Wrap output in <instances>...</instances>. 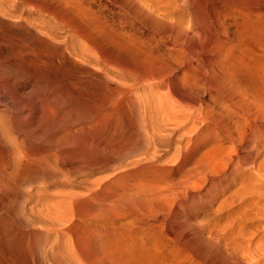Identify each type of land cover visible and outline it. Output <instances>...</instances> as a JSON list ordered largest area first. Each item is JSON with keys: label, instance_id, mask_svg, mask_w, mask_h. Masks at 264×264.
Instances as JSON below:
<instances>
[{"label": "rangeland", "instance_id": "rangeland-1", "mask_svg": "<svg viewBox=\"0 0 264 264\" xmlns=\"http://www.w3.org/2000/svg\"><path fill=\"white\" fill-rule=\"evenodd\" d=\"M30 1L0 16V264H264V0Z\"/></svg>", "mask_w": 264, "mask_h": 264}, {"label": "bare ground", "instance_id": "bare-ground-1", "mask_svg": "<svg viewBox=\"0 0 264 264\" xmlns=\"http://www.w3.org/2000/svg\"><path fill=\"white\" fill-rule=\"evenodd\" d=\"M23 1H25V0H0V16H1V17H4V19H5V18H8V19H9L10 17L13 18L12 16H14V13H15V11H16V7L18 6V4H21V5H23V7H24L25 5H24L23 3L26 4V2H27V3H30V2H31L30 0H29L30 2H28V0H27L26 2H23ZM37 1H39V0H36V2H37ZM47 1H49V0H47ZM50 1H51V0H50ZM64 1H65V4H66L67 0H64ZM34 2H35V1H33V2H31V3H34ZM45 2H46V1H45ZM40 3H42V2L40 1ZM40 3L38 4L39 7H40V5H41ZM43 3H44V2H43ZM46 3L48 4V2H46ZM44 4H45V3H44ZM44 4H43V7L40 8V10L43 8V9H45V11L48 13L47 10L50 9V8H47V9L44 8V7H45ZM95 4H96V3H95ZM28 5H29V4H28ZM30 5H31V4H30ZM34 5H35V4H34ZM36 5H37V3H36ZM36 5H35V6H36ZM38 5H37L36 9H38ZM66 5H67V4H66ZM41 6H42V5H41ZM46 6H47V5H46ZM48 6H49V5H48ZM48 6H47V7H48ZM19 7H20V6H19ZM23 7H20L18 10H22ZM25 7H26V6H25ZM27 7H28V6H27ZM50 7H51V6H50ZM30 8H31V7H30ZM23 9H24V8H23ZM28 9H29V8H28ZM32 9L34 10L35 8H31V9H30V12H32V11H31ZM43 9H42V10H43ZM51 9H52V8H51ZM35 11H36V10H35ZM43 11H44V10H43ZM43 11H42V12H43ZM49 11H50V10H49ZM21 12H22V11H21ZM23 12H24V11H23ZM38 12L41 13V11H37V14H38ZM50 12H52V10H51ZM28 13H29V12H28ZM43 13H44V12H43ZM19 14H20V13H19ZM21 14H22V13H21ZM48 14H49V13H48ZM22 15H23V14H22ZM31 15H32V14H31ZM33 15H34V14H33ZM16 16H17V14H16ZM37 16H38V15H37ZM37 16H36V17H37ZM39 16H40V15H39ZM19 17H20V15H19ZM24 18H25V17H24ZM24 18H22V19H23V20H26V19H24ZM26 18H27V17H26ZM40 18H42V16H40ZM2 19H3V18H2ZM18 19H19V18H18ZM18 19H17V20H18ZM15 20H16V19H15ZM20 20H21V19H20ZM32 20H33V19H32ZM34 20H35V19H34ZM40 20H41V19H40ZM45 20H46V18H44V21H45ZM13 21H14V18H13ZM28 21H30V20L27 19V20H26V23H27ZM32 22L34 23V21H31V24H32ZM39 22H40V21H39ZM41 22H42V21H41ZM45 22H46V21H45ZM45 22H44V23H45ZM1 23H3V20H2ZM4 23L6 24V21H5ZM4 23H3V24H4ZM14 23H15V21H14ZM22 23H23V22H22ZM24 23H25V22H24ZM28 23H30V22H28ZM5 24H4V25H5ZM17 24H18V23H17ZM39 24H40V23H39ZM46 24H47V22H46ZM11 25H12V24H11ZM13 25H14V24H13ZM15 25H16V24H15ZM23 25H24V24H23ZM25 25H26V24H25ZM43 25H45V24H43ZM7 26H8V25H7ZM19 26H21V25H19ZM27 26L29 27V24H28ZM27 26H26V27H27ZM5 27H6V25H5ZM5 27H4V28H5ZM13 27H14V26H13ZM8 29H9V28H8ZM25 29H26V28H25ZM27 29H28V28H27ZM6 30H7V29H6ZM10 31H11V30H10ZM28 34H29V33H28ZM31 35H32V34H31ZM15 38H16V37H15ZM70 46H71V45H70ZM167 46H168V45H167ZM167 46H166V48H167V50H168L169 47H167ZM69 48H70V47H69ZM22 50L24 51V49H22ZM22 50H21V52H22ZM26 50H27V49H26ZM28 51H29V49H28ZM81 51H82V50H81ZM81 51H80V52H81ZM83 51H84V50H83ZM21 52H20V53H21ZM24 52H25V51H24ZM24 52H23V53H24ZM26 53H27V52H26ZM81 53H82V52H81ZM84 53H85V51H84ZM166 53H167V52H166ZM168 53H169V52H168ZM24 54H25V53H24ZM72 54H73V53H72ZM97 54H98V53H97ZM68 55H69V53H68ZM70 55H71V54H70ZM89 55H90V54H89ZM64 56H65V55H64ZM162 56H163V55H162ZM65 57H66V56H65ZM68 57H69V56H68ZM202 62H203V61H202ZM165 66H166V65H165ZM147 67H148V66H147ZM147 67H146V68H147ZM107 69H108V68H107ZM188 71H189V70H188ZM145 73H146V72H145ZM101 75H102V74H101ZM104 75H105V74H104ZM104 75H103V76H104ZM183 75H184V73H183ZM189 75H190V74H189ZM2 76H3V75H2ZM191 76H192V75H191ZM107 77H109V76H107ZM181 77H182V76H181ZM183 77H184V76H183ZM183 77H182V78H183ZM185 77H187V76L185 75ZM194 77H195V76H194ZM2 78H3V77H2ZM5 78H6V76L4 77V79H5ZM98 78H99V77H98ZM111 78H113V77H111ZM111 78H110V79H111ZM191 78H192V80L196 81L193 77H191ZM191 78H188V80L191 79ZM195 78H196V77H195ZM0 79H1V78H0ZM113 79H114V78H113ZM179 79H180V78H179ZM183 79H186V78H183ZM1 80L3 81V79H1ZM1 80H0V81H1ZM188 80H187V81H188ZM192 80H189V81L192 82ZM180 81H181V79H180ZM185 81H186V80H185ZM3 82H4V81H3ZM0 83H1V82H0ZM189 83H190V82H189ZM189 83L185 82L184 84H189ZM192 83H193V82H192ZM1 84H2V83H1ZM162 84H163V82H162ZM184 84H183V85H184ZM190 84H191V83H190ZM161 86H163V85H161ZM190 86H192V85H190ZM188 87H189V86H188ZM163 88H164V87H163ZM145 90H146V89H145ZM190 91H191V90H190ZM142 93H143V92H142ZM156 94H157V93H156ZM161 94H162V93H161ZM143 97H144V96H143ZM165 100H166V99H165ZM147 103H148V102H147ZM155 103H156V102H155ZM159 103H161V102H159ZM159 103H158V104H159ZM148 104H149V103H148ZM150 104H152V103L150 102ZM153 104H154V103H153ZM153 104H152V105H153ZM158 104H157V105H158ZM208 104H209V103H208ZM159 105H160V104H159ZM161 105H162V108L164 107L163 109L166 108L165 106H163L164 104H161ZM161 105H160L159 107H161ZM143 106H144V105H143ZM153 106H154V105H153ZM144 107H146V106H144ZM144 107H143V108H144ZM147 107H148V106H147ZM149 107H150V106H149ZM159 107H158V108H159ZM158 108H157V109H158ZM162 108H161V111H162L161 113L164 112V111L162 110ZM157 109H156V110H157ZM159 109H160V108H159ZM138 110H139V108H138ZM141 110H143V109L141 108ZM145 110H146V109H145ZM149 110H150V109H149ZM151 110H154V111L156 112V110L154 109V107H153V109L151 108ZM166 110H167V109H166ZM158 111H160V110H158ZM158 111H157V112H158ZM3 112H5V111H3ZM142 112H144V111H142ZM151 112H152V111H151ZM151 112H148V111H147V113H151ZM155 112H154V113H155ZM157 112H156V113H157ZM207 112H208L207 114H210V112H209L208 110H207ZM5 113H6V112H5ZM140 113H141V112H140ZM140 113H139V114H140ZM145 113H146V112H145ZM145 113L142 115V117L145 115ZM161 113H159V114L157 113V115L153 114V117H154V115H155V116H158V115H160ZM139 114H138V115H139ZM151 114H152V113H151ZM151 114H148V115H150V116L152 117ZM164 114H165V113H164ZM3 115H4V114H3ZM145 116H146V115H145ZM150 116H148V118H149ZM161 117H162V115H161ZM163 117H165V116H163ZM168 117H170V116H168ZM145 118H146V117H145ZM145 118H144V119H145ZM154 118H155V117H154ZM158 118H160V117H158ZM144 119H143V121H142V122H143L142 125H144V122H145ZM151 119H153V118H150V120H151ZM140 120H141V119H140ZM150 120L148 119L147 122H146V123H148L149 125H151V124H150ZM153 120H154V119H153ZM155 120L158 122L157 117H156ZM148 121H149V122H148ZM163 121H164V120H163ZM170 121H171V120H170ZM181 121H182V120H181ZM152 122H153V121H152ZM157 122H156V125H157ZM160 122H161V118H160ZM146 123H145V124H146ZM153 123H154V122H153ZM2 124H3V123H2ZM148 124H147V125H148ZM161 124H162V123H161ZM164 124H165V122H164ZM187 124H188V123H187ZM139 125H140V124H139ZM139 125H138V126H139ZM147 125H146V126H147ZM149 125H148V126H149ZM158 125H160V124H158ZM158 125H157V126H158ZM144 126H145V125H144ZM146 126H145V127H146ZM148 126H147V127H148ZM153 126H155V123H154ZM160 126H161V125H160ZM160 126H159V127H160ZM159 127H157L158 129H156V126H155V129L159 131V129L162 128V127H160V128H159ZM163 127H164V126H163ZM166 127H167V126H165V129H166ZM179 127H180V126H179ZM140 128H144V127L141 126ZM175 128L177 129L176 126H175ZM148 129L150 130L151 128L149 127ZM148 129H145V130H148ZM155 129H154V127H153L152 130H155ZM165 129H163L164 131H163L162 129H161L160 131H163V133H168V136H169V134H173V133H170V132H173V131H174V128H173V130L171 129L170 132H169V131L166 132ZM145 130H144V132H145ZM168 130H169V129H168ZM150 131H151V130H150ZM158 131H155V132H158ZM160 131L158 132V135H160V134H159ZM146 132H147V131H146ZM146 132H145V133H146ZM148 132H149V131H148ZM153 132H154V131H153ZM153 132L151 131V133H153ZM161 134H162V133H161ZM150 135H151V134H150ZM154 135H156V133H155ZM158 135H156V136H158ZM156 136H155V137H153V136H152V137H149V138H151V140H152L151 144H154V146L151 145L152 147H155L158 143H160L161 140L164 141L165 139H167V138H165V136H164V137H159V136L156 137ZM160 136H162V135H160ZM168 136H166V137H168ZM170 136H171V135H170ZM137 138H138V137H137ZM137 138H136V139H137ZM144 138H146V137H144ZM144 138H143V139H144ZM200 138H201V137H200ZM203 138H204V137H203ZM143 139H141V140L143 141ZM146 139H147V138H146ZM146 139H145V141H146ZM168 139H169V138H168ZM192 139H193V141L195 140L194 137H193ZM207 139H208V138H207ZM147 140H150V139H147ZM175 140H176V138H175ZM178 140H181L180 137H179ZM198 140H199V139H198ZM200 140H201V139H200ZM204 140H205V139H204ZM67 141H68V140H67ZM70 141H71V140H70ZM172 141H173V140H172ZM188 141H189V139H188ZM161 142H162V141H161ZM180 142H181V141H179V143H180ZM206 142H207V140H206ZM206 142H204V144H206ZM137 143H138V142H137ZM149 143H150V142H149ZM164 143H166V141H165ZM176 143H177V142H176ZM182 143H183V142H182ZM189 143H190V142H189ZM66 144H68V143H66ZM70 144H71V143H70ZM135 144H136V143H135ZM141 144H142V143H141ZM147 144H148V143H147ZM172 144H173V143H172ZM183 144H184V143H183ZM137 145H138V144H137ZM143 145H144V144H143ZM158 145H159V144H158ZM163 145H164V144H163ZM169 145H170V143H169ZM174 145H175V143H174ZM174 145H173V146H174ZM180 145H182V144H180ZM187 145H189V144H187ZM187 145H184V148H186ZM191 145H192V144H190L189 146H191ZM199 145H201V144H199ZM97 146H98V145H97ZM139 146H140V143H139ZM146 146H147V145H146ZM146 146H145L144 148H146ZM148 146H149V144H148ZM151 146H150V147H151ZM171 146H172V145H171ZM173 146H172V147H173ZM177 146H178V145H177ZM177 146L175 145V146L173 147V149H175V151L178 153V151H179L180 149L177 151V150H176ZM193 146H194V145H192L191 147H193ZM195 146H196V145H195ZM150 147H149V148H150ZM165 147H166V146H165ZM169 147H170V146H169ZM178 147H179V146H178ZM200 147H201V146H200ZM141 148H143V147H141ZM149 148H148V150H149ZM155 148H158V147H155ZM159 148H161V147H159ZM167 148H168V147H167ZM187 148H188V147H187ZM193 148H195V147H193ZM196 148H199V147L197 146ZM202 148H203V147H202ZM146 149H147V148H146ZM163 149L165 150V148H163ZM170 149H171V148H170ZM173 149H172V150H173ZM182 149H183V147H182ZM148 150H147V151H148ZM160 150H162V149H159V151H160ZM168 150H169V149H168ZM168 150H165V151H168ZM143 151H144V152H147V151H145V149H144ZM156 151H157V150H156ZM156 151H155V152H156ZM159 151H158V152H159ZM162 151H163V150H162ZM165 151H164V152H165ZM192 151H193V150H192ZM192 151H191V153H192ZM194 151H195L194 154H196V153H197L196 150H194ZM198 151H199V150H198ZM138 152H139V151H138ZM144 152H143V153H144ZM151 152H153V151L151 150ZM173 152H174V151H172V153H173ZM179 152H180V151H179ZM206 152H207V151H206ZM206 152H205V153H206ZM140 153H141V152H140ZM143 153H142V154H143ZM147 153H148V152H147ZM156 153H157V152H156ZM159 153L162 154V152H159ZM159 153H158V154H159ZM165 153H167V152H165ZM177 153H176V155H177ZM184 153H185V152H184ZM184 153H183V154H184ZM191 153H190V155H191ZM205 153H204V156H206ZM209 153H210V151H209ZM149 154H151L152 156L154 155L153 153H150V152H149ZM149 154H148V155H149ZM158 154H157V155H158ZM161 154H160V155H161ZM170 154H171V153H170ZM174 154H175V153H174ZM178 154H179V153H178ZM180 154H182V153L180 152ZM180 154H179V155H180ZM206 154H207V153H206ZM140 155H141V154H140ZM145 155H146V154H145ZM148 155H147V156H148ZM151 155H150V156H151ZM157 155H156V156H157ZM162 155H163V154H162ZM162 155H161V156H162ZM165 155H166V154H165ZM168 155H169V153H168ZM172 155H173V154H171V157H172ZM176 155H175V156H176ZM179 155L177 156L178 158H179ZM188 155H189V154H188ZM188 155H187V156H188ZM196 155H198V153H197ZM141 156H142V155H141ZM150 156H149V157H150ZM154 156H155V155H154ZM175 156H174V157H175ZM182 156H183V159H184V158H185V159L187 158V157H185L186 155H185V156L182 155ZM191 156H192V155H191ZM193 156H194V155H193ZM204 156H203V157H204ZM143 157H145V156H142L140 159H142V160L144 161ZM149 157H148V158H149ZM158 157H159V156H158ZM158 157H157V158H158ZM174 157H172V158H174ZM177 157H176V159H177ZM189 157H190V156H188V159H189ZM194 157H195V156H194ZM148 158H147V159H148ZM154 158H156V157H154ZM154 158H152V159H154ZM157 158H156V159H157ZM161 158H162V157H161ZM191 158H193V157H191ZM138 159H139V157H138ZM138 159H136V160L138 161ZM164 159H165V158H164ZM167 159H168V160H167ZM183 159H182L181 162H184ZM149 160H150V158H149ZM179 160H180V158H179ZM190 160H191V159H189V161H190ZM193 160H194V159H193ZM139 161H140V160H139ZM139 161H138V162H139ZM156 161H157V160H156ZM158 161H159V160H158ZM176 161H178V160H175V162H176ZM187 161H188V160H187ZM194 161H195V160H194ZM133 162H134V161H133ZM135 162H136V161H135ZM146 162H147V161H146ZM149 162H150V161H148V163H149ZM162 162H163V164H165V165H166L167 162L170 163V164L172 165V163L169 162V157L166 158V161L163 160ZM162 162H161V163H162ZM164 162H165V163H164ZM185 162H186V161H185ZM144 163H145V162H144ZM151 163H152V162H151ZM161 163H160V164H161ZM168 163H167V164H168ZM178 163H180V162H178ZM192 163H193V161H192ZM136 164H137V162H136ZM142 164H143V163H142ZM155 164H156V162H155ZM155 164L153 163L152 166H154ZM160 164H159L158 166H160ZM170 164H169V165H170ZM176 164H177V163H176ZM180 164H181V163H180ZM180 164H179V165H180ZM186 164H187V162H186ZM130 165L132 166L131 161H130ZM130 165H129V166H130ZM133 165H135V163H134ZM150 165H151V164H148V165L146 164V165H144V167H145V166H148V167H149ZM161 165H162V164H161ZM169 165H168V166H169ZM135 166H136V165H135ZM135 166H132V167L135 168ZM139 166H140V165H139ZM184 166H185V163H184ZM144 167H143V168H144ZM148 167H147V168L145 167L146 169H144V170H142V171H143V172H144L145 170H146V171H147V170H148V171H149V170L151 171V169H149L151 166H150L149 168H148ZM156 167H157V166H156ZM174 167H175V166H174ZM177 167H179V166L177 165ZM185 167H186V166H185ZM134 168H132V169H134ZM180 168H181V167H180ZM130 169H131V167H130ZM136 169H137V168H135L134 170H136ZM139 169H141V168L139 167ZM153 169H154V168H153ZM167 169H168V168H167ZM167 169H166V170H167ZM178 170H179V169H178ZM136 171H137V170H136ZM122 172H123V174H124V171H122ZM127 172H129V171H127ZM127 172H126V173H127ZM131 172H133V171H130V173H131ZM140 172H141V171H140ZM151 172H154V171L152 170ZM155 172H157V170H156ZM155 172H154V173H155ZM168 172H169V171H168ZM168 172H166V173H168ZM198 172H199V171H198ZM126 173H125V174H126ZM152 174H153V173H152ZM161 174L163 175V173H161ZM168 174H169V173H168ZM127 175H128V174H127ZM131 175H132V174H131ZM159 175H160V174H159ZM116 176H117V175H116ZM119 176H120V174H119ZM129 176H130V175H129ZM132 176H133V175H132ZM155 176H156V175H155ZM155 176H153L152 179H153ZM165 176H166V175H165ZM165 176H164V179L167 181L168 179H167ZM136 177H137V176H136ZM136 177L134 178V180L136 179ZM115 178H116V177H114V179H115ZM128 178H129V177H128ZM139 178H140V177H139ZM146 178H147V177H146ZM149 178H150V177H149ZM149 178H148V179H149ZM159 178H160V177H159ZM162 178H163V177H162ZM1 179H2V178H1ZM140 179H141V178H140ZM140 179H139V180H140ZM143 179H144V177H143ZM187 179H188V178H187ZM115 180H116V179H115ZM121 180H122V179H121ZM121 180L119 179V182H120ZM126 180H128V181L131 180V181H132V179H130V178H129V179H126ZM137 180H138V179H137ZM139 180H138V181H139ZM149 180H151V178H150ZM155 180H158L157 177H155ZM155 180H154V181L151 180L150 182L153 181L152 183L155 184ZM159 180H162V179H159ZM165 180H164V181H165ZM209 180H210V179H209ZM117 181H118V180H117ZM117 181L114 183L116 186H117V184H116ZM123 181H124V183L126 182L125 180H123ZM138 181H135V185H136V182H137L136 187H139V184H138V183H140V182H138ZM145 181H146V179H145ZM162 181H163V180H162ZM164 181H163V182H164ZM166 181H165V182H166ZM188 181L190 182V180H187V182H188ZM191 181H193V180H191ZM158 182H159V181H158ZM163 182H162V183H163ZM168 182H169V181H168ZM108 183H110V182H108ZM124 183L122 182L121 184H124ZM141 183H142V181H141ZM145 183H146V182L143 181L142 184H145ZM147 183H149V181H147ZM152 183H150V184H152ZM162 183L159 182V184H162ZM182 183H183V182H182ZM190 183H191V182H190ZM192 183H194V181H193ZM192 183H191V184H192ZM104 184H105V183H104ZM111 184H112V182H111ZM125 184H126V183H125ZM132 184H134V181H132ZM132 184H130V185L132 186ZM142 184H141V185H142ZM156 184H157V182H156ZM156 184L153 185V186L156 187V186H157ZM159 184H158V186H159ZM168 184H169V183H168ZM173 184H174V183H173ZM194 184H195V183H194ZM44 185H45V184H44ZM100 185H101V184H100ZM115 185H114V186H115ZM130 185H129V187H130ZM135 185L132 186V188L130 187V189H132L133 192H134V190L136 189ZM141 185H140V186H141ZM148 185H149V184H148ZM162 185H163V184H162ZM162 185H161V186H162ZM174 185H175V184H174ZM195 185H197V184H195ZM195 185H194V186H195ZM103 186H104V185H103ZM107 186H108V184H107ZM110 186H111L112 189H113L114 186H112V185H110ZM121 186H122V185H121ZM149 186H150V185H149ZM149 186H148V188H150ZM151 186H152V185H151ZM101 187H102V186H101ZM108 187H109V186H108ZM108 187H107V188H108ZM111 187H110V188H111ZM124 187H125V190H127V188H128L127 185H126V186L124 185ZM126 187H127V188H126ZM133 187H135V189H133ZM162 187H163V186H162ZM162 187H161V188H162ZM105 188H106V187H104V189H105ZM144 188H146V187H144ZM158 188H159V187H158ZM102 189H103V188H102ZM114 189H115V188H114ZM116 189H117V188H116ZM122 189L124 190L123 187H122ZM137 189H138V188H137ZM152 189H153V187H152ZM95 190H96V189H95ZM95 190H94V192H95ZM125 190H124V191H125ZM138 190L141 191V192H144V191H145V190L142 189V188H139ZM173 190H174V189H173ZM98 191H99V190H98ZM106 191H107V190H106ZM111 191H112V190H111ZM113 191H114V190H113ZM115 191H119V190H115ZM136 191H137V190H136ZM121 192H122V191H121ZM127 192H128V190H127ZM127 192H126V194H127ZM97 193H98V192H97ZM101 193H103V191H102ZM101 193H100V194H101ZM106 193H108V192H106ZM129 193H130V192H129ZM129 193H128V195H129ZM144 193H145V192H144ZM62 194H63V193H62ZM65 194H66V193H65ZM103 194H104V193H103ZM103 194H102V195H103ZM109 194H110V192H109ZM109 194H108V195H109ZM116 194H118V192H116ZM116 194H115V195H116ZM68 195H69V194H68ZM68 195H67V196H68ZM108 195H105V196L107 197ZM112 195H113V194H112ZM119 195H120V194H119ZM128 195H125V196L129 198L130 196H128ZM132 195H133V194H132ZM138 195H139V194H138ZM62 196H63V195H61V197H60V196H59V197L62 198V199L64 200V198H66V196H65L64 198H63ZM103 196H104V195H103ZM103 196H102V197H103ZM105 196L103 197V199L105 198ZM117 196H118V195H117ZM134 196H136V195L134 194ZM134 196H132V197H134ZM89 197H90V196H89ZM102 197H100V198H102ZM109 197H110V196H109ZM114 197H115V196H114ZM141 197H142V196H140V198H141ZM143 197H145V196L143 195ZM60 198H59V199H60ZM112 198H113V197H112ZM128 198H125V200H126V199L128 200ZM145 198H146V197H145ZM59 199H57V200H59ZM62 199H60V200H61L60 202H62ZM105 199H106V198H105ZM107 199H108V197H107ZM109 199H110V198H109ZM57 200H56V201H57ZM87 200H88V199H87ZM93 200H94V199H93ZM114 200H115V198H114ZM133 200H134V199H133ZM139 200H140V199H139ZM44 201H47V200L44 199ZM64 201H66V200H64ZM67 201L69 202V200H67ZM67 201H66V202H67ZM96 201H97V200H96ZM101 201H103V200L101 199ZM108 201L110 202V200H108ZM122 201H124V200H122ZM135 201H136V199H135ZM135 201H131V202H135ZM141 201H142V199H141ZM42 202H43V201H42ZM48 202H49V199H48ZM50 202H52V199H51ZM50 202H49V203H50ZM54 202H55V201H54ZM66 202H65V203L63 202L64 205L68 203V202H67V203H66ZM103 202H104V201H103ZM103 202H102V203H103ZM109 202H108V203H109ZM111 202H112V201H111ZM136 202H137V201H136ZM143 202L145 203V199H144ZM44 203H45V202H44ZM44 203H42V204H44ZM52 203H53V202H52ZM52 203H51V204H52ZM56 203H59V201L56 202ZM56 203H53V204H54V206L56 207L55 209L57 210L60 206L57 208ZM116 203H117V202H116ZM45 204H46V203H45ZM47 204H48V203H47ZM93 204H94V203H93ZM98 204H99V202L97 203V205H98ZM137 204H139V202H138ZM137 204H136V206H137ZM153 204H154V203H153ZM48 205H49V206H52V205H50V204H48ZM59 205H60V204H59ZM61 205H62V204H61ZM64 205H63V206H64ZM100 205H101V204H100ZM110 205H111V204H110ZM154 205H155V204H154ZM45 206H46V205H45ZM88 206H89V205H88ZM94 206H95V205H94ZM105 206H107V202H106ZM105 206H103V210H105V209H104ZM136 206H135V209H134V210L137 211V208H138V207L136 208ZM46 207H47V206H46ZM89 207H90V206H89ZM89 207H88V208H89ZM96 207H97V206H96ZM96 207H95V208H96ZM99 207H100V206H99ZM120 207H121V206H120ZM133 207H134V206H133ZM142 207H143V206H142ZM154 207H155V206H154ZM163 207H164V206H163ZM35 208H36V207H35ZM40 208H41V207H40ZM40 208H39V209H40ZM44 208H45V207H44ZM52 208H54V207H52ZM101 208H102V207H101ZM109 208H110V207H109ZM145 208H146V207H145ZM39 209H38V210H39ZM55 209H54V210H55ZM97 209H98V208H96V210L92 209V211H93V210H94V211H97ZM106 209H107V208H106ZM125 209H126V208H125ZM41 210H42V209H41ZM49 210H50V208H49ZM49 210H48V213H49ZM90 210H91V209H90ZM90 210H89L88 212H90ZM115 210H116V209H115ZM126 210H127V209H126ZM129 210H131V209H129ZM150 210H151V209H150ZM150 210H149V211H150ZM44 211L46 212L45 209H44ZM44 211H43V212H44ZM51 211H53V209H52ZM58 211H60V209H59ZM58 211H57V212H58ZM99 211H100V209H99ZM107 211H108V209H107ZM107 211H106V212H107ZM162 211H163V210H162ZM38 212H39V211H38ZM53 212H54V211H53ZM129 212H131V211H129ZM132 212H133V211H132ZM144 212H146V211H144ZM144 212H143V213H144ZM150 212H151V211H150ZM40 213H42V212H40ZM48 213H47V214H48ZM50 213H51V212H50ZM50 213H49V214H50ZM55 213H56V212H55ZM55 213H54V217H55V215H57V214H55ZM120 213H121V212H120ZM134 213H136V212H134ZM147 213H148V210H147ZM147 213H146V214H147ZM152 213H153V212H152ZM152 213H151V214H152ZM45 214H46V213H45ZM45 214H44V215H45ZM49 214H48V215H45V216L47 217V216H49ZM58 214H59V212H58ZM90 214H91V213H90ZM113 214H114V212H113ZM132 214H133V213H132ZM29 215H30V214H29ZM42 215H43V213H42ZM42 215H40V216L43 217L44 215H43V216H42ZM52 215H53V214H52ZM61 215H62V214H61ZM119 215H120V214H119ZM123 215H124V214H123ZM123 215H122V216H123ZM133 215H134V214H133ZM139 215H140V214H139ZM147 215H149V213H148ZM147 215H146V217H148ZM50 216H51V215H50ZM109 216H110V215H109ZM114 216H115V215H114ZM117 216H118V215H117ZM137 216H138V214H137ZM153 216H154V214H153ZM38 217H39V216H38ZM46 217H45V218H46ZM104 217H105V215H104ZM143 217H145V215H144ZM146 217H145V219H146ZM157 217H158V216H157ZM49 218H50V217H49ZM56 218H57V217H56ZM128 218H130V217H128ZM131 218H132V217H131ZM131 218H130V219H131ZM135 218H136V217H134V219H135ZM137 218H138V217H137ZM137 218H136L135 220H137ZM141 218H142V217H141ZM38 219H40V218H38ZM47 219H48V218H47ZM139 219H140V218H139ZM58 220H59V219H58ZM58 220H57V221H58ZM118 220H121V219H118ZM123 220H124V219H123ZM131 220H133V218H132ZM140 220L142 221V219H140ZM55 221H56V220H55ZM41 222H42V221H41V219H40V222H39V223H41ZM113 222H114V221H113ZM121 222H123V221H121ZM148 222H149V221H148ZM58 223H59V221H58ZM60 223H62V222H60ZM125 223H126V222H125ZM37 224H38V223H37ZM110 224H111V223H110ZM121 224H122V223H121ZM57 225H58V224H57ZM110 226H111V225H110ZM111 228H114V227H111ZM110 234H111V233H110ZM44 240H45V239H44ZM46 241H47V240H46ZM42 243H43V242H42ZM101 249H102V248H101ZM95 254H96V253H95ZM83 264H84V263H83Z\"/></svg>", "mask_w": 264, "mask_h": 264}]
</instances>
